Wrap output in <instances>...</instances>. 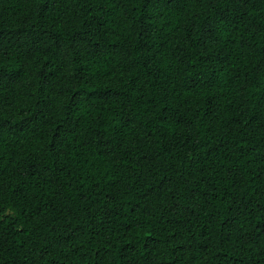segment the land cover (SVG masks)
<instances>
[{"label": "trees", "instance_id": "1", "mask_svg": "<svg viewBox=\"0 0 264 264\" xmlns=\"http://www.w3.org/2000/svg\"><path fill=\"white\" fill-rule=\"evenodd\" d=\"M0 264H264V0H0Z\"/></svg>", "mask_w": 264, "mask_h": 264}]
</instances>
